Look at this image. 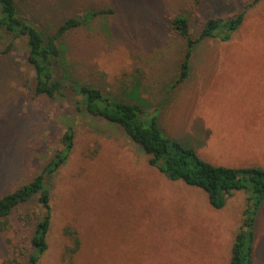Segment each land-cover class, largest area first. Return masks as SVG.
Wrapping results in <instances>:
<instances>
[{
  "label": "rangeland",
  "instance_id": "1",
  "mask_svg": "<svg viewBox=\"0 0 264 264\" xmlns=\"http://www.w3.org/2000/svg\"><path fill=\"white\" fill-rule=\"evenodd\" d=\"M17 2L49 32L68 16L114 7L62 40L61 78L139 103L166 136L212 164L264 168V0ZM244 10L230 39L197 45L190 76L178 83L188 43L172 17L187 16L196 37L208 19ZM11 40L0 34V198L50 162L69 123L76 131L67 163L49 179L52 224L39 264H230L247 191L216 208L201 188L171 180L119 126L78 113L69 97L37 94L25 43L9 48ZM253 209L251 264H264V200ZM28 211L31 225L21 220ZM43 213L37 198L14 209L0 231V264H27ZM68 229L81 240L72 255Z\"/></svg>",
  "mask_w": 264,
  "mask_h": 264
},
{
  "label": "trees",
  "instance_id": "2",
  "mask_svg": "<svg viewBox=\"0 0 264 264\" xmlns=\"http://www.w3.org/2000/svg\"><path fill=\"white\" fill-rule=\"evenodd\" d=\"M254 5L251 3L250 6ZM116 12L114 7L91 8L79 15L66 17L53 31L38 25L22 9L17 0H0V34L10 35L9 48L16 41H24L28 63L35 72L37 94L56 97L63 95L73 101L78 113L100 117L110 124L122 128L149 156V164L157 167L173 181H183L187 185L207 192L210 203L222 208L227 198L236 190L248 193L245 218L232 249L230 264H251L255 240V211L264 200V168L218 166L202 159L195 149L185 147L181 142L166 136L161 130L156 115L148 113L139 103L124 100L106 92L100 86L87 83H67L62 77V40L72 31L83 28L102 15ZM246 10L230 17L208 19L196 37L191 35L190 20L185 15H174L172 28L187 38V50L181 65L178 83L190 76L191 60L195 48L202 41L218 37L228 40L241 28ZM76 131L68 124L62 136V148L31 181L0 198V231L8 229L10 215L14 209L37 198L44 213L35 224L31 251L26 253L27 264H39L49 248L48 235L52 224V189L50 177L54 176L67 163L75 144ZM36 213L28 211L21 220L31 225ZM75 235V246L69 248L75 254L81 245L78 232L68 229Z\"/></svg>",
  "mask_w": 264,
  "mask_h": 264
}]
</instances>
